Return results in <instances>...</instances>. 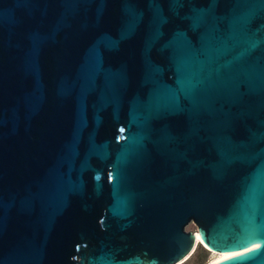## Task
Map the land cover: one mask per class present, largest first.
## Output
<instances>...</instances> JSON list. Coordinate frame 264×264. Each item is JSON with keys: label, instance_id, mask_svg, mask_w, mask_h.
Wrapping results in <instances>:
<instances>
[{"label": "water", "instance_id": "water-1", "mask_svg": "<svg viewBox=\"0 0 264 264\" xmlns=\"http://www.w3.org/2000/svg\"><path fill=\"white\" fill-rule=\"evenodd\" d=\"M196 234L264 264V0H0V264H179Z\"/></svg>", "mask_w": 264, "mask_h": 264}, {"label": "rangeland", "instance_id": "rangeland-1", "mask_svg": "<svg viewBox=\"0 0 264 264\" xmlns=\"http://www.w3.org/2000/svg\"><path fill=\"white\" fill-rule=\"evenodd\" d=\"M195 226L193 223H189L186 225L185 230H194ZM213 251H210L205 246L198 245L196 251L193 253V255L183 264H208L212 257H213Z\"/></svg>", "mask_w": 264, "mask_h": 264}, {"label": "bare ground", "instance_id": "bare-ground-1", "mask_svg": "<svg viewBox=\"0 0 264 264\" xmlns=\"http://www.w3.org/2000/svg\"><path fill=\"white\" fill-rule=\"evenodd\" d=\"M200 243H201V241L199 240V237H198V235L196 234V241H195V245H194V248H193V250H192V252L190 253V256L189 257H187L186 259H184L182 262H180L179 264H183L184 262H186L192 255H193V253L196 251V249H197V247H198V245H200ZM202 244V243H201ZM200 246H205L204 244H202V245H200ZM206 247V246H205ZM207 248V247H206ZM211 251V250H210ZM213 252H215V251H213ZM213 255H214V253H213ZM208 264H210V262L208 263Z\"/></svg>", "mask_w": 264, "mask_h": 264}]
</instances>
